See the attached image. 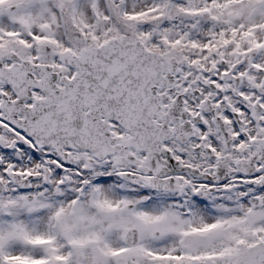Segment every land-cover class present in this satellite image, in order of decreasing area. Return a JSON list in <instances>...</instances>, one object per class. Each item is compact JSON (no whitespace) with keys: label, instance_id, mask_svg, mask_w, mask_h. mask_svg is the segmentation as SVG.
Listing matches in <instances>:
<instances>
[{"label":"snow or ice","instance_id":"6c2138e0","mask_svg":"<svg viewBox=\"0 0 264 264\" xmlns=\"http://www.w3.org/2000/svg\"><path fill=\"white\" fill-rule=\"evenodd\" d=\"M0 264H264V0H0Z\"/></svg>","mask_w":264,"mask_h":264}]
</instances>
